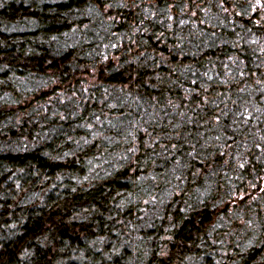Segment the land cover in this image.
I'll return each instance as SVG.
<instances>
[{
    "label": "trees",
    "instance_id": "trees-1",
    "mask_svg": "<svg viewBox=\"0 0 264 264\" xmlns=\"http://www.w3.org/2000/svg\"><path fill=\"white\" fill-rule=\"evenodd\" d=\"M0 264H264V0H0Z\"/></svg>",
    "mask_w": 264,
    "mask_h": 264
}]
</instances>
